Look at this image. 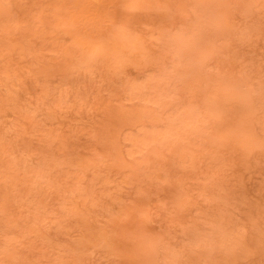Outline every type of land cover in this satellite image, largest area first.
<instances>
[{
	"label": "rangeland",
	"instance_id": "obj_1",
	"mask_svg": "<svg viewBox=\"0 0 264 264\" xmlns=\"http://www.w3.org/2000/svg\"><path fill=\"white\" fill-rule=\"evenodd\" d=\"M107 1L0 0V264H264V0L186 55L194 0Z\"/></svg>",
	"mask_w": 264,
	"mask_h": 264
},
{
	"label": "bare ground",
	"instance_id": "obj_2",
	"mask_svg": "<svg viewBox=\"0 0 264 264\" xmlns=\"http://www.w3.org/2000/svg\"><path fill=\"white\" fill-rule=\"evenodd\" d=\"M162 1L163 3L158 6L165 10L174 9L179 11L180 9H186L184 1H179L175 5L172 4L171 0ZM61 3L64 7V11H62L61 14L59 13V15L63 16V21L68 23L70 26L77 25L78 33H80L75 38L77 43L86 49L94 48L95 44L99 43L98 37L102 34L104 22L110 17L108 1L81 0V2L77 5L75 2L72 3L71 0H61ZM103 3L105 4L103 5ZM192 3L193 6L197 8V18L196 22L190 27H195L197 33L193 34L187 30L188 32L185 34L186 38H180L187 42L184 44H181L177 40V43L175 42L177 51L183 53L184 55H186L185 53L191 54L199 48L196 41L198 38H202L203 40L206 39L207 43L212 45L210 43H212L213 40L215 41L219 39L220 36H224L226 33L229 34L231 32L230 28L234 23L232 11L226 6L224 0H194ZM102 6H104V8H102ZM247 9L250 11L252 9V4ZM2 11L3 10L0 8V14ZM58 20L61 21L60 19ZM251 29V32L248 35L246 34V37L248 38H252L258 33V30L260 29L259 23L253 24ZM121 33L123 32L121 31L120 34ZM196 37L197 39H195ZM123 38H125L124 33ZM234 87L236 86H233V90L230 93L237 95V87ZM245 124V122L239 123V125L236 126L239 133L235 134V136H229L228 140H239L240 143H245L243 146L249 144L248 141H245V136H247V134L242 135L240 133L242 129L246 127ZM127 228L128 225L122 227L125 232Z\"/></svg>",
	"mask_w": 264,
	"mask_h": 264
}]
</instances>
